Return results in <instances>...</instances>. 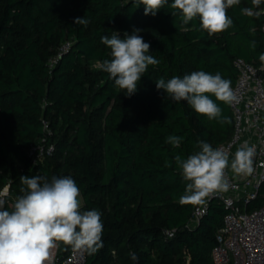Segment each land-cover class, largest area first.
I'll use <instances>...</instances> for the list:
<instances>
[{
    "label": "trees",
    "instance_id": "trees-1",
    "mask_svg": "<svg viewBox=\"0 0 264 264\" xmlns=\"http://www.w3.org/2000/svg\"><path fill=\"white\" fill-rule=\"evenodd\" d=\"M171 3L145 16L132 0H0V191L11 187L3 210L22 195L21 176H71L81 210H98L104 226L103 247L85 264H214L227 209L212 201L191 228L197 204L179 202L186 182L174 158L199 151L201 140L214 148L230 140L234 115L211 96L230 122L209 121L156 82L202 70L233 86L237 59L261 63L264 0H240L227 10L232 27L212 36L199 18L184 24ZM77 17L90 23L76 25ZM133 29L160 63L148 66L129 97L97 63L111 59L102 36ZM169 135L183 138L178 148L165 142ZM40 144L54 151L34 164L29 152ZM263 201L264 184L253 207ZM57 246L61 264L71 246Z\"/></svg>",
    "mask_w": 264,
    "mask_h": 264
},
{
    "label": "clouds",
    "instance_id": "clouds-1",
    "mask_svg": "<svg viewBox=\"0 0 264 264\" xmlns=\"http://www.w3.org/2000/svg\"><path fill=\"white\" fill-rule=\"evenodd\" d=\"M261 0H253L259 5ZM168 3V0H132L135 8L144 6V15L155 16ZM240 0H172L170 7L188 24L199 18L200 27L209 36L227 31L233 25L227 10L238 5ZM242 13L252 15L245 8ZM176 12L173 13L175 15ZM76 25L87 27L90 23L85 17H77ZM140 29L125 32L123 38L116 32L111 38L101 37V43L111 51V59L98 62L97 67L107 73L117 88L124 90L126 96L133 95L138 82L146 73L148 66H156L158 59L150 55V44L138 35ZM250 46L255 49V41ZM264 63V53L259 55ZM156 89L163 90L175 102L186 101L194 111L209 121L229 123L222 116L217 101L231 104L236 100L231 81L220 73L215 75L205 71L174 76L165 81L160 78ZM182 137L169 135L166 143L174 148L181 144ZM199 151L186 159L175 156V163L186 182L185 192L180 197L181 204H204L206 198L217 192L227 191L230 187L226 169L230 167L236 175H251L255 146L244 142L237 148L229 161V153L201 140ZM20 192L11 205V210H3L5 201L0 199V264H48L50 250L58 244L71 246L74 250L88 254L96 253L103 247V223L101 213L96 210L82 211L80 189L71 176H53L49 181L42 176H21ZM132 260H138L135 253Z\"/></svg>",
    "mask_w": 264,
    "mask_h": 264
},
{
    "label": "built area",
    "instance_id": "built-area-1",
    "mask_svg": "<svg viewBox=\"0 0 264 264\" xmlns=\"http://www.w3.org/2000/svg\"><path fill=\"white\" fill-rule=\"evenodd\" d=\"M236 83L232 86L236 100L231 104L234 115V131L230 140L217 147L229 153V161L244 142L255 146L253 173L236 175L230 167L226 169L230 187L227 191L214 193L206 198L204 204H197L189 223L196 227L207 215L210 203L219 201L227 209L223 227L217 234V244L212 250L214 264H264V201L259 207H253L260 197L264 184V63L254 65L243 59H237ZM44 141V140H43ZM53 147L32 146L29 152L34 164L42 162L52 154ZM11 187L7 184L0 191V199L8 203ZM173 236V233L169 234ZM48 264H56L58 246L50 250ZM87 252L72 247L61 264H85Z\"/></svg>",
    "mask_w": 264,
    "mask_h": 264
},
{
    "label": "rangeland",
    "instance_id": "rangeland-1",
    "mask_svg": "<svg viewBox=\"0 0 264 264\" xmlns=\"http://www.w3.org/2000/svg\"><path fill=\"white\" fill-rule=\"evenodd\" d=\"M81 201H82V206H83V198H82V195H81Z\"/></svg>",
    "mask_w": 264,
    "mask_h": 264
}]
</instances>
